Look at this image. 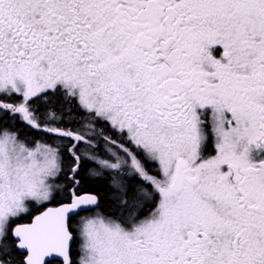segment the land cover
<instances>
[{
  "label": "snow or ice",
  "instance_id": "1",
  "mask_svg": "<svg viewBox=\"0 0 264 264\" xmlns=\"http://www.w3.org/2000/svg\"><path fill=\"white\" fill-rule=\"evenodd\" d=\"M0 264H264V0H0Z\"/></svg>",
  "mask_w": 264,
  "mask_h": 264
},
{
  "label": "trees",
  "instance_id": "2",
  "mask_svg": "<svg viewBox=\"0 0 264 264\" xmlns=\"http://www.w3.org/2000/svg\"><path fill=\"white\" fill-rule=\"evenodd\" d=\"M15 123H16L15 127L20 130L22 138L24 136H28V137H31V140H34V139L44 140L40 134L34 133L32 130L25 127L23 124L21 123L19 124L17 122ZM87 168H88V164L85 165V168L81 173V177H82L81 189L84 192H90V193L97 195L99 198V207L101 208L102 211L106 212L108 210V204H109V199H110V191L108 188V183L103 178H99V179L90 178L87 174L88 173ZM21 222H27V220H24ZM73 251L74 253L76 252L75 246H74Z\"/></svg>",
  "mask_w": 264,
  "mask_h": 264
},
{
  "label": "flooded vegetation",
  "instance_id": "3",
  "mask_svg": "<svg viewBox=\"0 0 264 264\" xmlns=\"http://www.w3.org/2000/svg\"><path fill=\"white\" fill-rule=\"evenodd\" d=\"M9 102H14V101H9ZM16 122L17 123H21V124H23L24 125V123L22 122V121H20L19 120V118H17V120H16ZM16 124V123H15ZM15 126V125H14ZM25 126V125H24ZM26 127V126H25ZM28 128V127H27ZM30 130H32V129H30ZM34 133H37V132H35L34 130H32ZM38 134H40L41 136H42V138L45 140V139H47V137L43 134V133H38ZM29 139L31 140V137H29ZM34 140H36V139H34ZM33 140V141H34ZM90 167H93V165H91V164H88V168H87V172H88V169L90 168ZM90 177V176H89ZM90 178H93V177H90ZM81 189V188H80ZM79 192H80V194H93V193H90V192H84L82 189L81 190H79ZM93 195H95V194H93ZM99 211H101V212H104V211H102L101 210V208L99 207V209H98ZM91 213H83L82 215H90ZM77 249H78V246H75V250L77 251ZM74 258H76V259H78V257H74Z\"/></svg>",
  "mask_w": 264,
  "mask_h": 264
}]
</instances>
